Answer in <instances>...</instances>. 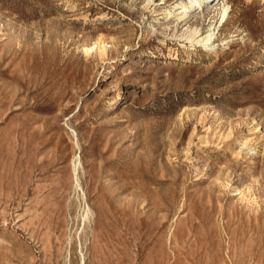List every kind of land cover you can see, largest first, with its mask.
Returning a JSON list of instances; mask_svg holds the SVG:
<instances>
[{
    "label": "rangeland",
    "instance_id": "374dc122",
    "mask_svg": "<svg viewBox=\"0 0 264 264\" xmlns=\"http://www.w3.org/2000/svg\"><path fill=\"white\" fill-rule=\"evenodd\" d=\"M175 1L0 0V264H264V0Z\"/></svg>",
    "mask_w": 264,
    "mask_h": 264
},
{
    "label": "bare ground",
    "instance_id": "6f19581e",
    "mask_svg": "<svg viewBox=\"0 0 264 264\" xmlns=\"http://www.w3.org/2000/svg\"><path fill=\"white\" fill-rule=\"evenodd\" d=\"M153 1L155 0H147V4L144 7L146 8L149 7L148 4H150ZM215 1L220 2L221 0H177L175 2H172L174 3L172 7L164 11V16H162V18L167 20L174 18V21H176L177 23L178 22L187 23L194 14L197 13L200 14L204 8L208 9L213 5V2ZM219 12H220V18L224 20L228 16L229 5H227L223 1V4ZM181 36H186V38L190 41V43H201L203 46H208V45L210 46L213 42L214 31L213 29L210 28L206 32H201L200 28L195 26L191 28H186V31ZM103 51L101 52L104 53ZM85 214L87 215V211H85Z\"/></svg>",
    "mask_w": 264,
    "mask_h": 264
}]
</instances>
